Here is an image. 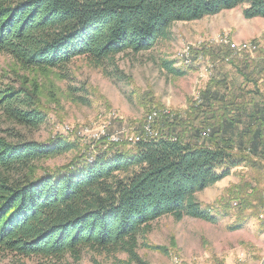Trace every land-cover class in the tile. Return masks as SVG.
<instances>
[{"label": "trees", "instance_id": "1", "mask_svg": "<svg viewBox=\"0 0 264 264\" xmlns=\"http://www.w3.org/2000/svg\"><path fill=\"white\" fill-rule=\"evenodd\" d=\"M240 6L247 7L246 19L264 18V0H0V55L26 71L65 69L78 58L98 67L125 52L155 49L177 22ZM229 52L223 61L240 69ZM183 61L191 63L188 56ZM160 67L174 78L184 75L175 60L162 58ZM238 73L244 86L232 83L230 90L226 79L211 80L186 118H156V135L139 139L133 150L99 151L90 163L50 169L46 162L75 145L0 138V254L79 261L91 250L125 253L123 264H144L140 239L162 217L216 223L229 216L226 204L216 210L195 197L232 169H257L264 157V91L257 87L264 61L247 58ZM20 83L0 84V113L38 130L45 122L41 87ZM245 189L238 200L247 196L242 204L249 206L256 192Z\"/></svg>", "mask_w": 264, "mask_h": 264}, {"label": "rangeland", "instance_id": "2", "mask_svg": "<svg viewBox=\"0 0 264 264\" xmlns=\"http://www.w3.org/2000/svg\"><path fill=\"white\" fill-rule=\"evenodd\" d=\"M246 8L240 6L199 21L177 22L155 49L125 52L98 67L78 58L65 69L26 71L9 56L0 55V84L19 87L25 80L38 83L37 97L45 114L40 129L31 130L0 113V138L42 145L65 139L74 144L66 155L46 162L50 169L71 162L81 165L84 159L90 163L99 151L116 150L119 145L133 150L136 143L130 139L156 135L152 128L156 118H186L211 80L226 79L230 90L232 83L244 86L238 73L243 61H264V18L246 19ZM225 52L230 53L229 59L238 61L240 69L223 61ZM185 56L191 59L190 64L183 61ZM165 57L175 60L176 68L184 71L182 77L174 78L161 69L160 60ZM244 75L251 80L254 77L248 69ZM258 79L257 87L264 91V75ZM152 114L156 116L150 124ZM259 159L258 168L262 169L242 165L196 194L203 207L221 210L226 204L229 216L216 223L189 217L177 221L172 216L152 223L151 232L140 239L137 250L144 264H264V157ZM246 187H250L248 194L256 192L252 202H245L249 206L242 204L247 196L238 200ZM128 259L125 253L91 250L84 251L79 261L70 256L23 259L0 254V264H123Z\"/></svg>", "mask_w": 264, "mask_h": 264}, {"label": "built area", "instance_id": "3", "mask_svg": "<svg viewBox=\"0 0 264 264\" xmlns=\"http://www.w3.org/2000/svg\"><path fill=\"white\" fill-rule=\"evenodd\" d=\"M156 115H154V114H152L151 115V122L153 121V119H154V117H155ZM151 122H150V124H151ZM148 131H150V129L148 128ZM140 140H132V139H130V142L133 144V143H137V142H139Z\"/></svg>", "mask_w": 264, "mask_h": 264}, {"label": "crops", "instance_id": "4", "mask_svg": "<svg viewBox=\"0 0 264 264\" xmlns=\"http://www.w3.org/2000/svg\"><path fill=\"white\" fill-rule=\"evenodd\" d=\"M252 38V37H251Z\"/></svg>", "mask_w": 264, "mask_h": 264}]
</instances>
